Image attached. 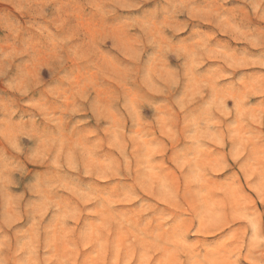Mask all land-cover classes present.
<instances>
[{"label":"clouds","instance_id":"clouds-1","mask_svg":"<svg viewBox=\"0 0 264 264\" xmlns=\"http://www.w3.org/2000/svg\"><path fill=\"white\" fill-rule=\"evenodd\" d=\"M0 264H264V0H0Z\"/></svg>","mask_w":264,"mask_h":264}]
</instances>
